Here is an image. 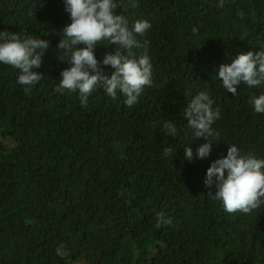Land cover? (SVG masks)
<instances>
[{
  "label": "trees",
  "instance_id": "1",
  "mask_svg": "<svg viewBox=\"0 0 264 264\" xmlns=\"http://www.w3.org/2000/svg\"><path fill=\"white\" fill-rule=\"evenodd\" d=\"M114 2L130 27L152 25L137 38L149 41L153 84L131 107L98 88L85 108L78 90H55L70 67L58 58L65 0H0V31L50 41L29 93L0 62V264H264V205L228 213L204 185L231 144L264 158V113L249 102L264 84L241 83L235 96L217 73L264 48V0ZM117 47L104 41L97 59ZM201 91L221 110L219 136L209 157L188 161L185 148L195 157L206 143L183 117ZM161 212L171 222L157 228Z\"/></svg>",
  "mask_w": 264,
  "mask_h": 264
},
{
  "label": "clouds",
  "instance_id": "2",
  "mask_svg": "<svg viewBox=\"0 0 264 264\" xmlns=\"http://www.w3.org/2000/svg\"><path fill=\"white\" fill-rule=\"evenodd\" d=\"M131 6L137 7L136 0H132ZM117 8L114 0H65L71 23L62 30L58 49L63 51L58 58L70 67L61 72L55 90L61 93L78 90L82 107H87L89 97L98 88L112 99L122 94L126 106L131 107L139 102L145 87L153 84V65L147 51L149 41L137 38L144 37L152 25L145 19L136 20L130 27L125 15L115 14ZM104 41L119 47L99 61L95 49ZM49 45L50 41L39 36L22 38L16 32L0 31V62L19 70L17 83L25 86V93L43 78L42 73L33 69L41 67ZM136 49L143 50L142 54L138 55ZM101 65L111 66L114 71L108 75ZM217 73L224 89L235 96L241 83L250 88L264 84V48L259 52H241L230 63L221 64ZM249 102L256 113H264V94L253 95ZM214 103L206 91H201L190 99L183 112L195 138L206 141L198 146L195 157L191 147L185 148L188 161L209 157L213 141L218 139L219 133L212 125L220 119L221 110L214 109ZM163 128L167 135L178 134L174 122H165ZM171 151L165 148L164 156H169ZM204 185L209 189L215 185V192L209 191L208 196L221 201L226 212L249 214L264 205V158L242 152L231 144L227 155L214 160L207 169ZM156 220L157 228L171 222L162 212L157 213Z\"/></svg>",
  "mask_w": 264,
  "mask_h": 264
}]
</instances>
